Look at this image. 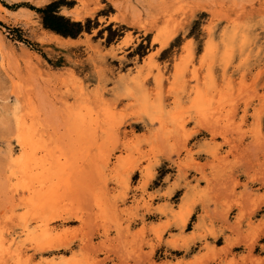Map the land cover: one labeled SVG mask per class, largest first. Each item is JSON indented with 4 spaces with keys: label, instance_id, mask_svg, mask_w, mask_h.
Masks as SVG:
<instances>
[{
    "label": "rangeland",
    "instance_id": "obj_1",
    "mask_svg": "<svg viewBox=\"0 0 264 264\" xmlns=\"http://www.w3.org/2000/svg\"><path fill=\"white\" fill-rule=\"evenodd\" d=\"M0 235V264H264V0H0Z\"/></svg>",
    "mask_w": 264,
    "mask_h": 264
},
{
    "label": "bare ground",
    "instance_id": "obj_2",
    "mask_svg": "<svg viewBox=\"0 0 264 264\" xmlns=\"http://www.w3.org/2000/svg\"><path fill=\"white\" fill-rule=\"evenodd\" d=\"M55 42H57L58 44H60V45H70V44H72L73 45V43L75 42V40H73V39H71V38H65V37H62V36H60V35H57V34H52V37H51ZM30 123V122H29ZM28 124V123H27ZM26 123H25V121L23 122V120L21 119V120H19L18 122H17V134H18V141L20 142V148H21V154L19 155V154H17V153H15V151H12V150H10L9 152H8V154H7V158H8V161H9V163H10V165L13 167V166H15V165H17V164H20V165H23V166H26L27 164H30V163H35L34 161V158H33V156L32 155H34L35 156V149L37 150V147H34L35 145H39L38 143L40 142V143H44V136H43V131L41 132L38 128H34L33 127V125L32 126H28ZM33 147L35 148V149H33ZM41 148V147H40ZM39 148V149H40ZM38 149V150H39ZM32 150H33V152H32ZM40 150H44L43 148H41ZM38 152V151H37ZM31 153H33V154H31ZM47 154V153H46ZM41 157H43V156H41ZM45 158V157H44ZM39 158H37V160H38ZM43 159V158H42ZM42 159H40V161L42 160ZM46 161V160H45ZM38 162H39V160H38ZM41 163V162H40ZM39 163V164H40ZM44 165L46 164V163H44V161L42 162ZM34 165V164H33ZM35 166H36V164H35ZM39 166H41V167H39V168H43L42 167V165L40 164ZM14 168H16V167H14ZM21 168H24L25 170L27 169L26 167H21ZM37 168V167H36ZM39 168H37V169H39ZM33 169V168H32ZM31 169V170H32ZM23 170V169H22ZM30 170V171H31ZM29 171V170H28ZM27 171V172H28ZM36 171V170H35ZM40 172L42 171V169L41 170H39ZM44 171V170H43ZM42 171V172H43ZM12 172V171H11ZM10 173V172H9ZM26 173V172H25ZM31 173V172H30ZM36 174L38 173V172H35ZM29 174V173H28ZM28 174L26 173L25 175H27L28 176ZM11 175V174H10ZM30 175V174H29ZM37 175H39V174H37ZM37 175H36V179H39V178H37ZM14 176V175H13ZM30 176H33V177H35L34 176V173H33V175H30ZM39 177V176H38ZM19 178V177H18ZM28 178H29V176H28ZM32 178V177H31ZM30 178V179H31ZM35 179V178H34ZM33 179V180H34ZM44 179V178H43ZM8 180V179H7ZM32 180V179H31ZM35 181V180H34ZM33 181V182H34ZM44 181V180H43ZM37 182V181H36ZM27 183H28V181H27ZM263 183V182H262ZM41 184V183H40ZM42 184H43V182H42ZM14 185V184H13ZM31 186V185H30ZM44 186V185H43ZM42 186V187H43ZM10 189V188H9ZM14 189V188H13ZM40 189V188H39ZM43 191V190H42ZM44 192V191H43ZM42 192V193H43ZM39 193V192H38ZM26 194V193H25ZM20 196V195H19ZM35 198H37V200L36 201H38V199H42L43 198V194L42 195H36V196H34ZM31 198H33V197H31ZM45 198V197H44ZM27 200V199H26ZM41 201V202H40ZM14 202V201H13ZM39 202L40 203H42L43 202V200H39ZM47 202H48V200H47ZM24 203V202H23ZM34 203H36V202H34ZM33 203V204H34ZM49 203V202H48ZM37 204V203H36ZM35 204V205H36ZM34 205V206H35ZM38 205H39V203H38ZM37 205V206H38ZM42 205H44V204H42ZM44 206H47V205H44ZM37 208V207H36ZM41 208V206L39 207V209ZM31 209V208H30ZM41 210H44L43 208L41 209ZM191 212H193V211H190V212H188V214H187V216L182 220V222H181V224H180V227L182 228V229H184L186 226H187V224H188V222H189V219H190V216H191ZM26 222V221H25ZM33 226V225H32ZM38 228V227H37ZM47 229V228H46ZM25 230V229H24ZM40 230H42V229H40ZM48 230V229H47ZM35 231H37V229L35 230ZM47 232V231H46ZM28 233V232H27ZM33 233V232H32ZM40 233H41V231H40ZM39 233V234H40ZM26 234V233H25ZM47 234V233H46ZM28 235V234H27ZM44 235V234H43ZM48 235V234H47ZM46 235V236H47ZM60 235V234H59ZM1 236V235H0ZM4 237V236H3ZM3 237H2V239H3ZM56 237V236H55ZM33 238V237H32ZM60 238V237H59ZM7 239V238H6ZM11 240H12V238H10ZM27 239V238H26ZM35 239V238H34ZM41 239H42V237H41ZM1 240V239H0ZM14 240V239H13ZM22 240V239H21ZM30 240V239H29ZM31 241V240H30ZM33 241V240H32ZM31 241V242H32ZM49 241H51V242H54V241H52L51 239L49 240ZM11 242V241H10ZM0 243H2V242H0ZM36 243V242H35ZM46 243H48V241L46 242ZM45 243V245H47ZM50 243V242H49ZM257 243L258 242H254V243H252L248 248L250 249V250H253L255 247H256V245H257ZM4 244V243H3ZM7 244V243H6ZM5 244V245H6ZM31 244V243H30ZM52 244V243H51ZM8 245V244H7ZM50 245V244H49ZM48 245V246H49ZM184 245V244H183ZM4 246V245H3ZM54 246V245H53ZM6 247H8V246H6ZM156 247V246H155ZM4 248V247H3ZM9 248V247H8ZM32 248V247H31ZM54 247H52L51 246V249H53ZM153 248V247H152ZM173 248L175 249V250H179V249H184V250H189V246H178V245H174L173 246ZM174 249H172V250H174ZM2 250V249H1ZM153 250V249H152ZM181 250H179V251H181ZM6 251L7 250H5V253H6ZM10 251V250H9ZM152 253H153V251H152ZM14 254V253H13ZM17 254V253H16ZM3 255V254H2ZM29 255V254H28ZM1 256V255H0ZM10 256V255H9ZM141 256V255H140ZM3 257V256H2ZM2 257H0V258H2ZM16 257H18V254H17V256ZM16 259V258H15ZM3 260V259H2ZM2 260H0V261H2ZM19 261V260H18ZM12 263V262H11Z\"/></svg>",
    "mask_w": 264,
    "mask_h": 264
},
{
    "label": "trees",
    "instance_id": "obj_3",
    "mask_svg": "<svg viewBox=\"0 0 264 264\" xmlns=\"http://www.w3.org/2000/svg\"><path fill=\"white\" fill-rule=\"evenodd\" d=\"M54 8V7H50ZM57 20H59L62 23H66L67 25H60L56 24L52 21H49L48 19L45 20V24L48 28H51L52 30L56 31L58 34L64 36V37H77L82 32V26L81 24H72L70 21L66 20L63 17H57ZM71 26L75 29H72Z\"/></svg>",
    "mask_w": 264,
    "mask_h": 264
}]
</instances>
